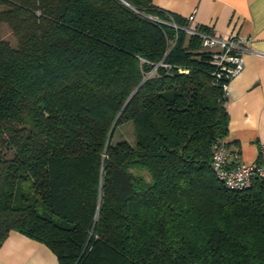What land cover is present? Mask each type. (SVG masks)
<instances>
[{
  "label": "trees",
  "instance_id": "16d2710c",
  "mask_svg": "<svg viewBox=\"0 0 264 264\" xmlns=\"http://www.w3.org/2000/svg\"><path fill=\"white\" fill-rule=\"evenodd\" d=\"M188 26L153 0H0V247L264 264V179L229 189L212 168L228 79Z\"/></svg>",
  "mask_w": 264,
  "mask_h": 264
},
{
  "label": "crops",
  "instance_id": "0c3cea01",
  "mask_svg": "<svg viewBox=\"0 0 264 264\" xmlns=\"http://www.w3.org/2000/svg\"><path fill=\"white\" fill-rule=\"evenodd\" d=\"M153 4L221 36L248 38L243 69L227 83L229 115L227 160L230 166L255 163L264 143V0H153ZM0 264H58L44 243L16 231L0 247Z\"/></svg>",
  "mask_w": 264,
  "mask_h": 264
},
{
  "label": "built area",
  "instance_id": "2783aa9c",
  "mask_svg": "<svg viewBox=\"0 0 264 264\" xmlns=\"http://www.w3.org/2000/svg\"><path fill=\"white\" fill-rule=\"evenodd\" d=\"M158 20L157 18H154ZM189 26L185 28L188 33L199 34L202 37L201 47L211 53V61L215 64L214 74L219 77L224 75L228 81L235 77L243 69L242 53L248 44V38L229 34L221 36L209 28V32L200 33L196 30L197 24H193V15L186 17ZM169 24L178 28L171 21ZM223 84L225 95L227 96V83ZM212 168L216 176L229 189H242L249 186L254 177L264 179V143L259 147L258 161L255 163H241L230 166L227 160V150L225 140H218L214 146L212 154Z\"/></svg>",
  "mask_w": 264,
  "mask_h": 264
},
{
  "label": "rangeland",
  "instance_id": "374dc122",
  "mask_svg": "<svg viewBox=\"0 0 264 264\" xmlns=\"http://www.w3.org/2000/svg\"><path fill=\"white\" fill-rule=\"evenodd\" d=\"M1 35H2L3 38L9 40V42L12 45H15V39H14L13 35L11 34L9 28L6 25L2 26ZM128 133H129V128H128Z\"/></svg>",
  "mask_w": 264,
  "mask_h": 264
},
{
  "label": "water",
  "instance_id": "95a60500",
  "mask_svg": "<svg viewBox=\"0 0 264 264\" xmlns=\"http://www.w3.org/2000/svg\"><path fill=\"white\" fill-rule=\"evenodd\" d=\"M114 125H115V124H113V125H112V128H111V130H110V132H109V135H108V139H109V138H110V136H111V133H112V131H113V128H114Z\"/></svg>",
  "mask_w": 264,
  "mask_h": 264
}]
</instances>
